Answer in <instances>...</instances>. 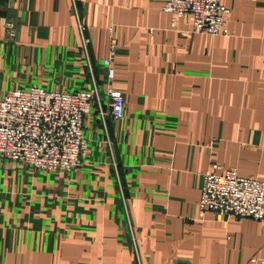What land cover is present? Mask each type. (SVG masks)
Wrapping results in <instances>:
<instances>
[{
  "label": "crops",
  "instance_id": "crops-1",
  "mask_svg": "<svg viewBox=\"0 0 264 264\" xmlns=\"http://www.w3.org/2000/svg\"><path fill=\"white\" fill-rule=\"evenodd\" d=\"M163 2L0 0V98L88 89L91 75L100 88L77 170L0 158V264H133L127 217L141 264H264L262 222L198 210L212 164L264 179V0H220L228 33L216 35L193 32L188 15L173 22ZM106 84L122 92L120 120Z\"/></svg>",
  "mask_w": 264,
  "mask_h": 264
},
{
  "label": "built area",
  "instance_id": "built-area-1",
  "mask_svg": "<svg viewBox=\"0 0 264 264\" xmlns=\"http://www.w3.org/2000/svg\"><path fill=\"white\" fill-rule=\"evenodd\" d=\"M162 10L173 15V22L182 16H190L193 32L228 33L226 20L230 8L220 0H164ZM77 26L85 48L84 26L80 21ZM5 29L10 36L15 35L12 22H5ZM113 33L114 27L108 28L110 47L108 56L103 59L108 81L115 77L112 60L118 43ZM105 95L110 117L122 119V92L106 84ZM93 99L99 105L100 88L92 75L90 87L84 90L68 92L31 85L7 91L0 98V158L37 170H77L88 154L83 117ZM99 114L104 121V113L99 110ZM104 143L111 150L108 136H105ZM202 178L198 201L201 214L213 211L223 219L233 215L253 218L264 224V179L241 176L235 168L217 164H212ZM126 228L135 255L133 264H141L136 246L139 228L128 217Z\"/></svg>",
  "mask_w": 264,
  "mask_h": 264
}]
</instances>
